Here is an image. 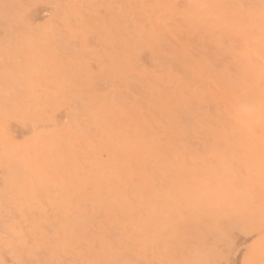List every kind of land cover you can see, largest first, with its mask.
Masks as SVG:
<instances>
[{
	"label": "rangeland",
	"instance_id": "1",
	"mask_svg": "<svg viewBox=\"0 0 264 264\" xmlns=\"http://www.w3.org/2000/svg\"><path fill=\"white\" fill-rule=\"evenodd\" d=\"M99 3L134 7H50ZM259 3L0 0V190L33 182L41 185L49 179L45 169L52 178L66 173L64 146L70 140L85 139L87 130L96 126V113L112 108L122 88L123 95L131 90L144 97L146 110L157 111L149 104L153 90L168 86L183 91L173 72L198 61L211 69L198 74L200 88L195 93L197 111L207 121L209 135L207 143L193 139L195 156L179 154L161 226H167L172 243L185 251L206 255L223 250V259L234 264L258 261L259 237L250 239L247 228L255 220L258 231L264 207L259 90L251 93L243 75L248 45L235 53L227 49L239 38L242 21L255 17L257 39L252 47L259 63ZM6 4L23 5L9 7L7 13L25 21L18 42L10 49L5 40L12 27L5 21ZM250 4L257 7L250 9ZM66 13L89 17L86 40L55 23L57 16ZM153 20L160 23L153 26ZM220 40L227 48L220 47ZM182 103L180 98L171 111H179ZM158 114L168 118L167 112ZM249 119L256 124L255 135L244 127ZM186 157L192 161L191 169L182 167ZM104 167L100 164L98 170Z\"/></svg>",
	"mask_w": 264,
	"mask_h": 264
},
{
	"label": "snow or ice",
	"instance_id": "2",
	"mask_svg": "<svg viewBox=\"0 0 264 264\" xmlns=\"http://www.w3.org/2000/svg\"><path fill=\"white\" fill-rule=\"evenodd\" d=\"M9 7L23 5H5V21L12 25L5 35L8 49L18 42L25 23L23 17L9 15ZM50 7L102 10L134 6L99 3ZM248 7L255 9L257 5ZM258 7L259 63L252 47L257 39L255 17L242 21L237 29L239 38L227 50L235 53L243 44L248 45L243 75L251 93L259 90L258 122L264 127V0ZM55 23L74 31L77 39L86 40L90 29L89 17L84 15L66 13L57 16ZM151 23L155 26L160 21ZM218 43L227 48L225 41ZM205 71L211 69L198 61L174 70L184 89L165 86L154 91L149 104L157 111L146 110L144 97L131 90L123 95L122 88L112 108L96 113V126L87 130L86 138L70 140L64 146L66 173L52 178L45 169L49 179L41 185L33 182L0 190V251L4 256L0 264H234L223 259V250L201 255L177 248L160 221L171 199L179 154H197L194 138L207 143V121L201 119L195 101L200 88L197 76ZM180 98L179 111H171ZM161 112H167L168 118L160 116ZM244 127L249 135H255L256 124L251 119ZM261 141L264 143V133ZM100 164L105 165L102 172ZM182 167L191 169L192 161L186 157ZM247 232L253 241L259 237L261 258L246 264H264V207L258 231L253 220Z\"/></svg>",
	"mask_w": 264,
	"mask_h": 264
},
{
	"label": "bare ground",
	"instance_id": "3",
	"mask_svg": "<svg viewBox=\"0 0 264 264\" xmlns=\"http://www.w3.org/2000/svg\"><path fill=\"white\" fill-rule=\"evenodd\" d=\"M187 3V2H186ZM160 17H161V15H160ZM127 19V18H126ZM168 20V19H167ZM165 21V20H164ZM167 22V21H166ZM166 22H165V24H166ZM167 25V24H166ZM171 26V25H170ZM121 29V28H120ZM152 29H153V27H152ZM120 31V30H119ZM179 33V32H178ZM131 35V34H130ZM181 37H183V36H181ZM200 38V37H199ZM189 39V38H188ZM192 45V44H191ZM195 46H197V45H195ZM203 46V45H202ZM198 47H200L199 45H198ZM205 48V47H204ZM131 49V48H130ZM166 52V51H165ZM168 54V53H167ZM202 56H204V55H202ZM208 57V56H207ZM162 59V58H161ZM205 59H206V57H205ZM208 59V58H207ZM163 65H165V64H163ZM227 66V65H226ZM161 68H163V67H161ZM229 69V68H228ZM229 71H230V69H229ZM142 72V71H141ZM130 77V76H129ZM132 81V80H131ZM143 81V80H142ZM144 82V81H143ZM130 86V85H129ZM147 88V87H146ZM148 89V88H147ZM153 92H154V90H153ZM107 100V99H106ZM218 112V111H217ZM220 113V112H219ZM184 117V116H183ZM174 192V191H173ZM179 193H180V191H179ZM174 197V196H173ZM184 199V198H183ZM184 203V202H183ZM197 209V208H196ZM198 212V211H197Z\"/></svg>",
	"mask_w": 264,
	"mask_h": 264
}]
</instances>
